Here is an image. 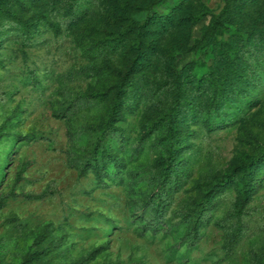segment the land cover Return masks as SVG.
Instances as JSON below:
<instances>
[{"label": "rangeland", "instance_id": "rangeland-1", "mask_svg": "<svg viewBox=\"0 0 264 264\" xmlns=\"http://www.w3.org/2000/svg\"><path fill=\"white\" fill-rule=\"evenodd\" d=\"M174 12L142 60L138 25ZM263 20L264 0H0V264H264ZM232 33L253 81L216 108Z\"/></svg>", "mask_w": 264, "mask_h": 264}, {"label": "trees", "instance_id": "trees-1", "mask_svg": "<svg viewBox=\"0 0 264 264\" xmlns=\"http://www.w3.org/2000/svg\"><path fill=\"white\" fill-rule=\"evenodd\" d=\"M226 11L230 9L229 1L226 2ZM177 11V10H176ZM235 16V14H234ZM185 23V18L182 16H175V12L166 16L158 17L153 16L148 18L147 22L141 23L139 26H145L144 31L139 32V37L135 38V43L143 48L142 53L139 57L142 60L149 59L153 55H157L156 52H160V44L163 41L166 34L172 30L180 27ZM252 29L254 30L249 37V43L251 39L256 38L258 43L264 48V20L258 24H252ZM147 32L153 33L156 37L155 39L148 40L145 39ZM148 33V34H149ZM236 36L234 33L231 34L230 39L227 37L224 42V50L221 52L219 60L215 66L209 69L206 73V78L209 80V90L212 93L211 105L216 108L227 106L228 104L235 103L234 98L245 90V86H249L253 81L248 65L235 64L233 60H237L239 53L242 52L243 46L238 44ZM134 42V40H133ZM248 43V44H249ZM138 47V49H139ZM163 49V48H162ZM157 56H160L158 54ZM141 61L139 58L134 59L133 65H139ZM221 107V108H222ZM119 109L117 108V111Z\"/></svg>", "mask_w": 264, "mask_h": 264}]
</instances>
